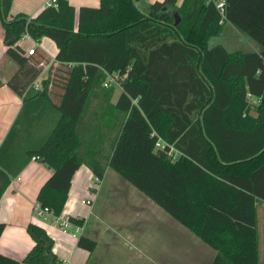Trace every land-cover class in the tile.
Returning <instances> with one entry per match:
<instances>
[{
    "label": "trees",
    "instance_id": "1",
    "mask_svg": "<svg viewBox=\"0 0 264 264\" xmlns=\"http://www.w3.org/2000/svg\"><path fill=\"white\" fill-rule=\"evenodd\" d=\"M179 2L99 0L77 11L57 0L32 18L11 16L13 0H0L6 54L18 67L7 85L24 98L0 147V200L35 157L53 170L38 205L60 217L82 165L100 179L110 169L214 250L212 264H264L257 210L264 201V0H226L224 24L209 0ZM228 25L255 49L210 46ZM25 36L52 40L55 61L38 47L27 55L18 45ZM114 74L117 101L114 86L104 87ZM42 98L59 117L33 136L27 109ZM94 103L98 125L86 120ZM27 232L32 250L21 261L0 253V264H64L45 228L30 223ZM78 246L92 253L97 242L81 235Z\"/></svg>",
    "mask_w": 264,
    "mask_h": 264
},
{
    "label": "crops",
    "instance_id": "2",
    "mask_svg": "<svg viewBox=\"0 0 264 264\" xmlns=\"http://www.w3.org/2000/svg\"><path fill=\"white\" fill-rule=\"evenodd\" d=\"M144 1L154 4L164 0ZM49 2L50 0H13L11 16L23 13L34 18L49 6ZM68 2L77 11L81 7L99 6V0H68ZM18 45L25 52L38 47L44 56L51 60L50 63L54 62L58 53L56 45L54 48L48 38L36 42L25 36ZM7 46L4 41V30L0 24V79L4 84L0 88V147L24 106V98L16 95L7 85L18 69L6 54ZM47 76L48 68L36 80L35 84L40 89L36 90L33 87L35 91H42L43 81ZM27 112L30 115L25 126H28L33 136L39 134V127L48 125L51 128L59 117L57 111L45 98L33 101ZM86 120L95 123L92 116L91 118L87 116ZM109 170H106L102 184L96 186L94 184L96 176L87 165H82L73 176L68 200L61 216L43 214L38 217L35 213L38 205L37 196L42 186L52 176L53 170L41 160L32 159L20 175L12 180L0 200V224L6 225L0 239V253L19 261L23 260L34 246L27 227L30 223H36L45 228L54 240L53 251L64 264H117L116 254L121 250L127 255L137 253L144 256V263L139 264H153L149 258L154 254L150 243L153 229L149 221L158 217L159 220H163L161 246L160 251L157 252L161 256L159 264H212L216 256L214 250L206 245L201 246L199 242L195 246H186L187 233L184 227L168 214L172 220L159 214L155 208L157 206L129 183L116 182L112 187L114 191L112 195L115 198L109 194L106 198L107 193L110 192L104 188L103 182L106 181ZM101 195L111 205L106 211L100 212L97 204ZM83 200H90L92 204L85 205L82 203ZM130 213H132L131 217L128 216ZM70 218L84 220L81 232L79 226L74 224L68 229L60 226V221ZM129 218H132V224ZM81 235L97 242V247L92 253L78 246ZM258 238L260 260V237ZM146 256L150 260H147Z\"/></svg>",
    "mask_w": 264,
    "mask_h": 264
},
{
    "label": "rangeland",
    "instance_id": "3",
    "mask_svg": "<svg viewBox=\"0 0 264 264\" xmlns=\"http://www.w3.org/2000/svg\"><path fill=\"white\" fill-rule=\"evenodd\" d=\"M52 43V46L55 48V43L50 40ZM210 46L220 44L223 45L227 50L230 52H247L255 49V45L248 41L245 37L240 35L233 27L230 25L226 26L223 30V32L219 36H214L211 37L208 41ZM114 86L116 92L114 96V101L116 98L121 94V89H120V83L118 79L110 81V86ZM109 86V87H110ZM106 88V87H105ZM254 109H253V114H256V106H257V100L254 99L253 102ZM102 109L105 108V106L101 105L100 106ZM99 107V109H100ZM98 110V106H96V103H94L89 110L88 118H91L92 113ZM172 155H176L175 152L172 151ZM116 182H124V181L119 175L114 173L113 171L109 170L108 171V176L106 181L103 182L104 188H106L110 193H107L106 198H108V194L112 197L115 198L113 194L112 187ZM95 184V182H94ZM103 195L100 196V199L98 201V209L101 211L108 209L111 205L109 201L106 200ZM116 200V199H115ZM117 202V200H116ZM156 206V205H155ZM156 210H158L159 214H162L165 218H168V220H172L163 210L159 209L158 207H155ZM257 208H258V230H259V237H260V263H264V201L259 200L257 203ZM132 213L128 214L129 217H131ZM130 219V224H132V218ZM158 219V220H157ZM149 224L151 225V228L153 229V238L150 240L151 242V249L152 253H154L152 256H149L151 260L147 257V260L152 261L153 264H159L161 256L157 254V252L160 251V246H161V229L163 226V220H159L157 217L156 219H153L152 221H149ZM129 225V224H127ZM180 228H183L180 226ZM151 229V230H152ZM187 236L185 238V243L186 246L189 245H198L197 242L201 244V246H205L199 239H197L191 232H189L187 229L183 228ZM129 238V237H128ZM199 244V245H200ZM211 250V249H210ZM212 251V250H211ZM141 258V259H140ZM116 262L117 264H139V263H144V256H140L137 253L134 255H127L125 254L122 250L120 253L116 254Z\"/></svg>",
    "mask_w": 264,
    "mask_h": 264
},
{
    "label": "built area",
    "instance_id": "4",
    "mask_svg": "<svg viewBox=\"0 0 264 264\" xmlns=\"http://www.w3.org/2000/svg\"><path fill=\"white\" fill-rule=\"evenodd\" d=\"M209 1L212 2V3H214L216 5V8L218 9V11H219V13L221 15V22H220V24H224L225 21H226V6H227L226 0H209ZM49 6H55V7H57V0H50ZM34 50H35V48L33 47L32 49H30L27 52V55H33L34 54ZM113 79L114 80L118 79V75H116V74L110 75L109 78H108V80H106V82L104 83V87L109 88L110 81H112ZM33 87L36 90H39L40 89V87L38 85H36L35 83H34ZM253 102H254V99H253ZM258 104H259V101L257 100V105ZM157 146L159 148H164V144L162 142H158L157 143ZM33 160H37V158L34 157ZM95 184H96V186H100L102 184V179L96 177ZM82 203L85 204V205H89V206L92 204L90 200H83ZM35 213H36V215L38 217H41L43 214H52L49 209H47V208H41L40 205H36ZM60 226L62 228H64V229H68V228H70L72 226V223L70 222L69 219H65V220L60 221ZM78 229L81 232L83 230V226L82 227H78Z\"/></svg>",
    "mask_w": 264,
    "mask_h": 264
},
{
    "label": "water",
    "instance_id": "5",
    "mask_svg": "<svg viewBox=\"0 0 264 264\" xmlns=\"http://www.w3.org/2000/svg\"><path fill=\"white\" fill-rule=\"evenodd\" d=\"M11 43V41L7 42V45H9Z\"/></svg>",
    "mask_w": 264,
    "mask_h": 264
}]
</instances>
